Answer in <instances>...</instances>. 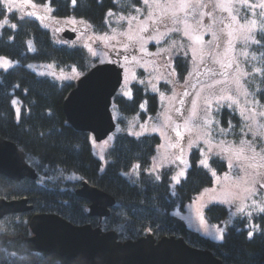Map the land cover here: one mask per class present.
I'll list each match as a JSON object with an SVG mask.
<instances>
[{
	"label": "trees",
	"instance_id": "16d2710c",
	"mask_svg": "<svg viewBox=\"0 0 264 264\" xmlns=\"http://www.w3.org/2000/svg\"><path fill=\"white\" fill-rule=\"evenodd\" d=\"M32 1L38 7H49L55 18L83 19L98 34L108 30L111 16L133 15L142 5L141 0ZM6 15L16 28L1 30L0 56L18 64L7 71L0 70V137L14 142L25 152L38 178L14 182L0 175V199L27 198L33 206L30 213L11 214L0 220V264H71L52 253L37 250L32 244L29 222L40 213L57 214L73 225L115 231L120 241L137 240L148 234H153L157 240L175 236L183 238L191 247L210 250L224 264H264V214L254 216L259 228L251 237L247 227L249 219L237 218L227 226L223 242L193 232L172 215L173 210H184L186 204L213 184L210 171L198 163V150L191 153V166L174 193L170 185L175 167H164L158 173L147 172L160 144L158 136L135 138L125 132L116 134L105 152L106 167L101 171L103 162L91 147L92 135L76 131L66 120L64 102L76 84L40 76L26 67L32 63L49 64L58 72L75 69L83 76L98 63H94L84 48L58 43L38 20L21 17L15 11L8 14L0 3V21ZM255 38L260 43L251 46V54L255 53L257 59L250 61L254 66H250L246 86L254 99L264 106V71L256 72V68L264 70V39L259 31ZM186 59L176 60L177 70L182 73L188 69ZM143 75L141 72L140 76ZM131 88V98L114 96L112 109L129 118L140 114L144 103L154 112L159 109L157 95L149 92L146 86L138 82ZM14 96L20 99V120H16ZM220 122L227 125L225 119ZM236 135L234 138L238 141L240 137ZM210 162L218 173L227 170L226 162L218 157ZM130 172L131 177H125L124 174ZM83 182L114 198L115 205L109 217L100 221L89 216L88 201L75 194V189ZM228 213L226 206L212 205L206 210V219L211 224L221 225Z\"/></svg>",
	"mask_w": 264,
	"mask_h": 264
},
{
	"label": "rangeland",
	"instance_id": "374dc122",
	"mask_svg": "<svg viewBox=\"0 0 264 264\" xmlns=\"http://www.w3.org/2000/svg\"><path fill=\"white\" fill-rule=\"evenodd\" d=\"M139 8L140 12H136L133 15H113L108 20V30L98 34L94 32L92 26L83 19H74V18H55L49 7L40 6L33 9L30 5H23L21 0H17L12 7L11 11H8V14L11 12H17L21 17H31L38 20L44 28L49 30L55 40L60 44H67L71 47H82L86 50L89 56L94 60V63L105 64L111 60V55L119 52L126 53L123 58V68H124V80L121 88L118 91V94L127 98L132 96L131 86L135 83L146 86L149 89V92L157 95L159 101V109L154 112L153 109L148 108L147 103L141 105L140 114H137L133 117H125L122 114L118 113L116 110L112 109V115L117 123L116 131L112 133L105 141L96 142L92 138V148L95 155L101 159L103 162L101 171L106 167L105 152L113 144L115 135L121 132H125L129 136L140 138L144 136H158L160 139V144L157 148L156 154L152 157L151 164L149 165L147 172L148 173H158L161 169L168 166H173L176 168L175 174L171 182V192L174 193L178 184L186 177L191 166V153L195 150H198L200 154L199 165L211 173L213 176V184L206 189H204L199 195L195 197L194 200L186 204L184 210L176 208L172 211V215L181 220L189 229L193 232L200 234L201 236L208 237L216 242H223L226 228L228 225L233 223L237 218H248V228L249 236L254 233V230L259 228V223H255L254 216L264 214L256 210L253 206L252 201L256 200L258 204L264 205V188H261L259 183L254 185L256 194L250 195L243 191L245 187L244 184L239 186L235 183L237 176L247 177L249 180L252 179L251 174L253 169L236 167L237 163H244L243 161L229 160L223 157H227L229 153L222 152L220 148L215 147L219 144L220 141H224L222 147H228L229 145H239L241 140L252 141L253 145L256 148V152H261V148L264 147V138L257 135L253 139L252 132L248 131L245 127V124L248 121H245L244 116L241 115L242 108H251L252 104H245V97L240 95L236 90V85L234 82L229 79L226 83L214 84L215 80H222L223 77L212 76L211 73L206 71L207 67H211L219 70V65L212 62L211 57H205L204 63L199 64L197 61L193 60L192 51L189 48V45L192 44V41L184 36L182 32H171L167 36H161V42L157 44L156 40L148 39L152 35V22H148V32H140L141 25L139 21H144L147 15L148 6L143 4ZM33 2V1H32ZM251 4H258L259 0H249ZM240 7L241 17L247 16L252 18L253 10L247 7H241L240 5H235ZM212 5L209 4L207 8L204 9L205 12L211 10ZM256 18L259 20V13L261 9L259 7L255 8ZM33 12L34 15L28 16L27 13ZM217 16L227 17V12H220L219 9L216 10ZM131 16H137L138 20L132 22V31L129 33L134 37L133 40H129L127 35H120V33L128 32V18ZM124 17V19H121ZM9 20V16L6 17ZM3 20L0 21L2 23ZM205 24L211 23L210 18L206 15L204 18ZM244 20L241 19V23ZM9 24H11L9 20ZM4 27H9L8 25H3L0 27V32ZM217 27H223V25H218ZM113 29H116V32H113ZM65 30H72L77 33V38L74 42H69L64 39L62 36ZM161 33L165 31L163 26L160 28ZM258 28L252 35L256 37L258 33ZM116 36L115 39H104V37ZM143 36L145 42L143 48H140L135 41V38L138 36ZM226 39V37H222ZM171 40L178 41L177 48L172 49L170 52L161 51V49L166 48L169 45ZM212 40L211 32H207L203 36V41L205 44ZM127 44L128 48L125 49L124 45ZM183 46L182 50L180 46ZM254 44L250 41L245 45L242 39L235 41V51L230 54L228 60L231 59V56L236 57L239 66L243 71L247 72V76L241 77V83L246 86V80L251 73L249 71L250 66L253 65L252 56L256 54H251V46ZM247 51L248 56L244 57L241 55L242 51ZM30 51L33 52V46L30 45ZM184 52H187V56L184 55ZM179 57L187 58L188 69L185 73H182L181 70H177L176 60ZM257 57V56H256ZM256 60V59H255ZM250 61H252L250 63ZM227 62V61H226ZM17 61L12 59L0 56V70L7 71L10 68L16 66ZM33 72L37 73L40 76L51 77L56 81L62 82H74L82 77L79 72L75 69L70 71H56L52 65L49 64H36L32 63L28 66ZM236 68V64L232 65L231 69H226L225 72L229 74V77ZM144 72L143 76H140L141 72ZM209 84H213V87L210 89ZM221 89L225 90V93L232 95L239 99L240 106L232 104L228 100H222L217 103L216 96L221 95ZM187 93V95H185ZM210 93H215V95H210ZM250 93V92H249ZM249 101H256L253 95L247 97ZM193 101L196 102V107L193 109ZM17 119L21 118V106L20 99L18 96H14L12 100ZM257 109L256 119L260 123H264V117H260L258 113L264 111L259 103L255 104ZM180 109L183 111L184 116L191 115L193 111L196 113L194 124H199L200 128L193 127L191 130L185 129L184 119L181 117L180 113L177 111ZM245 115L249 113L245 112ZM171 117L170 120L166 119ZM239 118L240 121L237 122L235 119ZM208 119L210 123L205 124L204 120ZM226 120L227 125L223 126L220 120ZM121 121V123H118ZM229 121V122H228ZM232 122H234L232 124ZM237 122V123H235ZM176 125L179 127V139L178 141L174 140L173 135L176 134ZM224 131L221 132L220 130ZM243 129V131L241 130ZM211 131V144L212 150L209 152V144L205 143L206 137L204 133ZM142 133V134H141ZM239 133L238 135H236ZM234 135H236L238 141L235 140ZM197 137H200L197 139ZM189 140H195L196 145L191 148L187 147ZM183 149V152H181ZM219 153V154H218ZM246 155H251V153H246ZM180 156L183 160L177 159L176 157ZM213 157H218L226 162L227 170L221 173L215 171L211 166V159ZM132 170L131 172H133ZM183 171V175H178ZM264 171V169H261ZM130 173H125V177H131ZM213 172L215 175H213ZM135 175L136 173L133 172ZM230 194H237L241 197L248 196L244 203L247 205L244 213H237V205L240 204V200H236L233 203H225V199L228 198ZM224 205L228 208V218L219 224H211L206 219V210L212 205ZM89 206V205H88ZM251 211L252 216H247V212ZM201 217H203V222H201ZM223 237V238H221Z\"/></svg>",
	"mask_w": 264,
	"mask_h": 264
},
{
	"label": "water",
	"instance_id": "95a60500",
	"mask_svg": "<svg viewBox=\"0 0 264 264\" xmlns=\"http://www.w3.org/2000/svg\"><path fill=\"white\" fill-rule=\"evenodd\" d=\"M65 40L74 42L77 33L65 30ZM123 68L116 63L94 66L67 95L64 113L76 131L91 134L96 142L105 141L116 131L112 100L123 84ZM0 175L14 182L37 180L38 173L26 154L14 142L0 137ZM77 197L88 201V214L100 221L110 216L115 205L112 196L83 182L75 189ZM27 198L0 199V220L11 214L30 213ZM35 248L52 253L71 264H223L208 249L191 247L181 237L157 240L148 234L137 240H118L115 231H102L91 225H73L53 213L35 214L29 222Z\"/></svg>",
	"mask_w": 264,
	"mask_h": 264
},
{
	"label": "snow or ice",
	"instance_id": "6c2138e0",
	"mask_svg": "<svg viewBox=\"0 0 264 264\" xmlns=\"http://www.w3.org/2000/svg\"><path fill=\"white\" fill-rule=\"evenodd\" d=\"M23 5H30L33 9L37 8V4L33 3L32 0H21ZM0 3H3L5 8L8 11L12 10V7L17 0H0ZM75 3V0H73ZM143 4L148 6L147 15L144 21H139L138 23L141 25L140 32H148V22H152V35L148 37L150 40H156L157 44L161 42V36H167L171 32H182V34L188 37L192 44L189 45L190 50L192 51V57L194 61L199 64H203L205 57H211L212 62L214 64L219 65V70L207 67L206 71L211 73L212 76H220L223 77L222 80H215L214 84L226 83L231 79L232 82L236 85L237 92L245 97V104H252L251 108H242L241 115L244 116L245 121L248 123L245 124V127L248 131L252 132L253 139L257 135L264 138V123H260L257 119V109L255 104H258V101H249L247 97L250 95L247 88L241 83V77L247 76L248 73L243 71L240 68L239 63L236 60L234 55L231 56V59L228 60L230 54L235 51V41L238 39H242L245 45L250 41L253 44H259L260 41L252 35V32L255 30H259L261 34V39H264V0H259L258 4H251L249 0H143ZM211 4V10L205 12L204 9ZM235 5H240L241 7H247L253 10L252 18H248L247 16L241 17L240 7H236ZM259 7L261 12L259 13L260 19L256 18L255 8ZM219 9L220 12H227L228 16H217L216 10ZM137 12H140V9H137ZM28 16L34 15L33 12L27 13ZM109 16L112 15L111 12L108 13ZM208 16L211 20V23L205 24L204 18ZM124 19V17H121ZM241 19L244 20L241 23ZM138 20L137 16H131L128 18L129 29L128 32L120 33V35H127L129 40H133L134 37L129 33L132 31V22ZM3 25H8L11 28H16L15 24H9V20L4 18L2 23H0V27ZM218 25H223V27H217ZM163 26L165 31L161 33L160 28ZM113 32H116V29H113ZM211 32L212 40L207 42L203 41V36L207 33ZM222 37H226V39H222ZM116 36L112 37H104V39H115ZM136 44L143 48L145 38L141 35L135 38ZM178 41L171 40L169 45L161 49V51L170 52L172 49L177 48ZM127 50L128 45H124ZM181 50L183 46L181 45ZM184 55L187 56V52H184ZM241 55L244 57L248 56V52L242 51ZM264 55V54H262ZM128 59V57H125ZM252 59L255 60L257 57L255 55L252 56ZM227 61V62H226ZM236 64V68L229 77V74L225 72L226 69H231L232 65ZM264 70L260 68H256V72H262ZM208 87L211 89L213 84H209ZM221 95L216 96L217 103L222 100H228L232 104L240 106V101L236 97L232 95H228L225 93L224 89H221ZM187 95V93H185ZM210 95H215V93H210ZM196 107V102L193 101V109ZM264 107V106H262ZM181 117L184 119L183 127L185 129L191 130L193 127L200 128L199 124H194V120L196 117L195 111L192 112L191 115L184 116L183 111L180 109L177 110ZM245 112L249 113V115H245ZM260 117H264V111H260L258 113ZM166 119L170 120L171 117H167ZM205 124L210 123L208 119L204 120ZM180 125H176V134L180 135L179 132ZM243 131V129H241ZM221 132L224 130L221 129ZM142 134V133H141ZM206 137L205 143L209 144V152L212 150L211 144V131H207L204 133ZM200 137H197L199 139ZM224 141H220L219 144L215 145V147L220 148L222 152L229 153L227 157H223L226 159L243 161L244 163H237L236 167L241 168L242 170L245 168L253 169V173L251 174L252 179L249 180L247 177L237 176L235 183L239 186L240 184H244L245 187L243 191L249 193L250 195L256 194V190L254 185L259 183L261 188H264V147L261 148V152H256V148L253 145L252 141L241 140L239 145H229L228 147H222L224 145ZM196 145L195 140H189L187 147L191 148ZM183 152V149H181ZM246 153H251V155H246ZM219 154V153H218ZM177 159H181L180 156L176 157ZM181 163L183 160L181 159ZM137 167H139L137 165ZM183 171L178 175H183ZM213 175L215 173L213 172ZM177 179V177H173ZM177 182L178 179H177ZM249 198L248 196L241 197L237 194H230L227 199H225V203H233L236 200H240V204L237 205L236 211L237 213H244L247 205L244 203V200ZM253 206L257 211L264 213V205L258 204L256 200L252 201ZM247 216L251 217L252 212L248 211ZM201 222H203V217H201ZM2 230V229H0ZM251 237V233H250ZM223 238V237H221Z\"/></svg>",
	"mask_w": 264,
	"mask_h": 264
},
{
	"label": "flooded vegetation",
	"instance_id": "af4514ba",
	"mask_svg": "<svg viewBox=\"0 0 264 264\" xmlns=\"http://www.w3.org/2000/svg\"><path fill=\"white\" fill-rule=\"evenodd\" d=\"M126 56V53H124V52H119V54L118 55H111V60L108 62V63H116V64H118V65H120V67H122L123 66V63H122V61H123V58ZM123 68V67H122ZM123 72H124V68H123ZM122 72V73H123ZM123 80H124V73H123ZM174 136V140L175 141H178V139H179V136H177V135H173ZM219 259V258H218ZM221 260V259H220ZM222 261V260H221ZM222 263H223V261H222ZM224 264V263H223ZM230 264V263H229ZM231 264H233V263H231Z\"/></svg>",
	"mask_w": 264,
	"mask_h": 264
}]
</instances>
